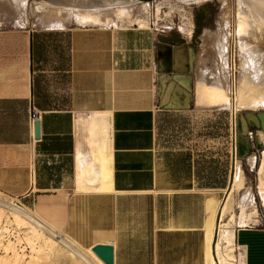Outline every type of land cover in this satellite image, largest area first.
I'll list each match as a JSON object with an SVG mask.
<instances>
[{
	"label": "crops",
	"instance_id": "crops-1",
	"mask_svg": "<svg viewBox=\"0 0 264 264\" xmlns=\"http://www.w3.org/2000/svg\"><path fill=\"white\" fill-rule=\"evenodd\" d=\"M63 19L0 30V190L84 247L111 244L114 264L218 263L232 127L192 128L188 148L163 140L178 134L170 116L225 110L196 107L193 32ZM233 241L237 264H264V210Z\"/></svg>",
	"mask_w": 264,
	"mask_h": 264
},
{
	"label": "bare ground",
	"instance_id": "bare-ground-1",
	"mask_svg": "<svg viewBox=\"0 0 264 264\" xmlns=\"http://www.w3.org/2000/svg\"><path fill=\"white\" fill-rule=\"evenodd\" d=\"M1 1L4 2L6 7L10 6L12 8L18 9V11L20 10V12H23L24 15L28 13L36 19L39 25L46 27L57 25L59 21L61 22V19L65 20L63 18L68 17L70 15L76 18V22L80 21L82 22V24L103 23L107 25L114 24L115 26L121 28H128L131 27L134 23H136L139 27H143L145 20L143 21L140 18H137L135 12H145L149 5V2L139 0H31L29 3H27V0ZM180 1L187 4H194L206 0ZM220 1L221 3L225 4L226 1L229 0ZM234 5L236 16V24L234 31L236 34L237 45L241 55V66H239L241 67V70L239 78L237 80L238 84L236 87L235 99H233L235 100L234 110L253 111L264 109V0H235ZM157 9H159V7H157ZM224 13L225 14L222 20L223 29L225 32L222 36H220L219 39L218 37H216V39L218 40L214 43V48L216 50L218 60L215 67L216 69L214 68L215 71H213V73L211 71L212 74L208 77L205 75L207 69H204L205 66L204 68H202L200 65H198L196 68L197 71L195 70L196 82L194 102L196 103V107L198 106L201 109H225L231 107L232 104L230 95V84L227 78V74L225 73V69H227V67L229 66L227 35L229 33V26L231 23L228 12L226 11ZM189 17L191 29H188L186 31V34L188 36H191L193 24L190 15ZM179 30L183 31L185 29L183 27H180ZM201 64L204 63L201 62ZM96 115L99 116L100 114L98 113ZM91 118V122H93V117ZM89 119L90 118H88V120ZM91 122L90 125H92ZM258 134L264 142V128H262ZM89 156L88 158H90ZM88 158L86 159L88 160ZM248 162L250 165H254L255 153H252L248 157ZM256 172L258 175L256 183V192L258 194L262 206H264V147L260 153ZM234 193H236V198L233 199L232 195H234ZM234 209H236V211H234ZM2 213L3 212L0 207V217L2 216ZM256 214L257 208L253 199V192L251 186L247 183L243 168L240 162L238 161L236 163V171L234 178L231 182L229 193L223 200L219 210L217 236L215 240V250L218 258V263L211 260V264H234V262L238 260V263H240L241 253H239L238 258L234 254L235 246L233 240L235 228L245 226L248 220H254ZM11 217H13V222L16 223H14V225H18L22 228H29L26 222L17 214L14 213ZM29 232L32 234L29 239L40 243L42 242L43 245L49 249H54L59 252L61 251L55 244L56 242L53 239L40 233L35 228L30 226ZM1 246L2 245H0V247ZM9 246L10 243H8V245H6V247L4 248H6L7 250ZM9 250H13L10 258L5 257V261L4 259H2L3 257L0 258L1 262L2 260L4 261V264H11L12 262H15L17 258H20L17 257L18 253L13 248L11 249L10 247ZM70 255L79 258V261H82L84 264V261L82 260L83 258L80 257L83 256L82 254L74 255L73 253H70ZM90 255L93 257L94 260L97 261V263L104 264L96 255L92 253ZM72 261H74V264H79V262L74 259Z\"/></svg>",
	"mask_w": 264,
	"mask_h": 264
},
{
	"label": "rangeland",
	"instance_id": "rangeland-1",
	"mask_svg": "<svg viewBox=\"0 0 264 264\" xmlns=\"http://www.w3.org/2000/svg\"><path fill=\"white\" fill-rule=\"evenodd\" d=\"M139 1H147V2L149 1V5L145 10V12L144 11H137V13L135 12L137 18H140L143 21L145 20L143 27H151V28L157 27L159 32L163 34L175 33L182 35L183 37H186L187 36L186 31L188 29H191L189 15L191 16V20L193 24L192 32L194 36L195 62L193 63L194 70L193 72L191 70L190 74L194 82L196 78L195 70L198 65H200L202 68H204L205 66L204 69L207 68L205 75L208 77L216 69L215 67L218 60H217L216 50L214 48V43L225 32L223 29L222 19L225 14L224 12L226 11L228 12L231 23L229 26V33H228L229 36L227 35L229 66L227 67V69H225V73L227 74V78L230 84V90H231L230 95L232 102L231 107L225 108V110H198L199 113L197 115L198 116L197 119L195 118V116L194 117H190L187 115L185 116L182 113L176 116H170L168 119L163 121L164 130L169 131L170 129L175 130L177 128L178 134L174 135L172 139V137L167 136L166 134L167 132H166L163 137V140H171L172 142L174 141L175 144L188 148L195 146L197 144L201 145L200 141L198 142L196 141V137H193L194 140L192 143H190L191 137L189 135L191 132L193 133L192 128L198 127V129L209 128L210 130L211 129L215 131L219 130L221 134L225 135V130H228L227 132L229 133L230 127H232V131L234 127L236 130V153L235 154L233 153V160L235 159L236 163L238 161L240 162L246 176V181L251 186L253 192V199L257 208V214L254 217V220L252 219L248 220L247 224L258 223L259 216L261 213H263L264 210V206H262L261 201L256 192V183L258 178L256 168H257V163L259 162L261 150L264 147V142H262V140H260V138L258 137V131L259 129L264 128V109L253 110V111L234 110L235 100L233 99H235L236 87L238 84L237 80L239 78L240 70H241V67H239L241 66L240 64L241 55L237 45L236 34L234 31L236 24L235 5H234L235 0L226 1L225 4L221 3L220 0H206L194 4L183 3L180 0H158V1L139 0ZM157 7H159V9H157ZM21 13L24 15V13L20 12V10L18 11V9L12 8L10 6L6 7V5L4 6L0 3L1 32H11V33L17 31L19 32V30H24V28H26L27 26L30 27L32 25L33 27H36L41 30H45V31L51 30L46 27L36 26L39 24L37 23L35 18H33L28 13L26 14V16H23ZM178 27L179 28L183 27L185 30L180 31ZM216 37H218V39H216ZM201 62L204 64H201ZM194 82L192 89L193 96H194ZM212 112L214 113L213 115H211ZM170 113H178V112H170ZM190 119H192V122ZM222 141L223 139L220 140L221 143ZM252 152L255 153L254 165H250L249 162H247V157ZM28 165L29 164H27V166ZM233 172L234 170L232 168L231 176ZM230 182L231 181H229L228 187L223 192L220 205L222 204L223 200L226 198V196L229 193V189L231 186ZM232 198L233 199L236 198V193L232 195ZM1 210L3 213L2 216L0 217V221L4 223V225L14 224L15 222H13L14 220H12L13 217H11L13 216L14 213H8L2 207ZM234 211H236V209H234ZM218 220L219 218L217 219V224H218ZM28 226L29 228H22L16 225L15 227H17L18 231L15 235H13V238L2 237V239H0L1 240L0 245H2L0 247V258L3 257L2 259H4V261H5V257L10 258L13 251V250L12 251L9 250V248L11 247V249L13 248L15 251H17L18 253L17 257H20L17 258L15 262H12L14 264H74V261H72L73 259L79 262V264H83L82 261H79L80 260L79 258L70 255L68 251H66L63 247H61L57 243L55 244L61 250L60 252L45 247L42 242L40 243L29 239L32 236V234L29 232L30 225ZM7 242L10 243V246L6 250V248L4 247L8 245ZM22 242H25L29 247V249H27L26 252L20 250L19 245ZM81 246L84 247L82 244ZM236 252L238 253V249L236 250ZM4 261L2 260L1 262L0 259V264H4ZM234 264L237 263L234 262Z\"/></svg>",
	"mask_w": 264,
	"mask_h": 264
},
{
	"label": "built area",
	"instance_id": "built-area-1",
	"mask_svg": "<svg viewBox=\"0 0 264 264\" xmlns=\"http://www.w3.org/2000/svg\"><path fill=\"white\" fill-rule=\"evenodd\" d=\"M149 2V1H148ZM155 31H158L157 27H154ZM251 135V133H250ZM231 143L233 153H236V130L233 127V131L231 130ZM0 207L5 209L8 213H15L19 217H21L28 225L35 228L40 233L48 236L53 239L58 245L63 247L66 251L73 253L74 255L82 254L84 264H99L93 257L90 255L91 253L95 255L92 251V247H82L80 243L69 236L68 234L55 229L50 223L44 220L41 216H39L33 205H27L22 201L21 196H12L4 194L0 190ZM16 225H4L0 221V239L11 237L15 235L18 231ZM20 250L26 252L29 249L28 245L25 242L20 243Z\"/></svg>",
	"mask_w": 264,
	"mask_h": 264
},
{
	"label": "water",
	"instance_id": "water-1",
	"mask_svg": "<svg viewBox=\"0 0 264 264\" xmlns=\"http://www.w3.org/2000/svg\"><path fill=\"white\" fill-rule=\"evenodd\" d=\"M34 138L39 137V120L33 121ZM92 251L104 264H114L113 246L111 244H96L92 246Z\"/></svg>",
	"mask_w": 264,
	"mask_h": 264
}]
</instances>
